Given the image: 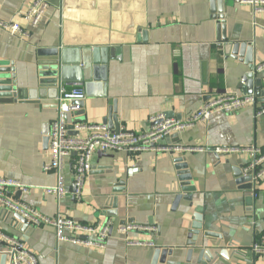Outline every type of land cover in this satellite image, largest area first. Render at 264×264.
Returning a JSON list of instances; mask_svg holds the SVG:
<instances>
[{
  "label": "crops",
  "instance_id": "0c3cea01",
  "mask_svg": "<svg viewBox=\"0 0 264 264\" xmlns=\"http://www.w3.org/2000/svg\"><path fill=\"white\" fill-rule=\"evenodd\" d=\"M31 1L0 0V19L17 20L29 31L25 36L0 27V69L14 67L18 90L17 99L0 102V178L29 186L11 188L10 194L48 216L61 213L83 224L110 220L113 228L105 248L81 245L59 241L53 227L34 226L0 208L2 231L24 240L39 264H264V255L252 252L255 241L264 238V178L244 189L233 173L234 166L250 161L244 149H264V117L255 113L264 96L256 105L234 113L216 111L207 121L165 137L162 150L135 155L97 151L82 197L70 192L59 199L44 189L57 183L56 173L45 165L59 86L86 88L42 73L43 64L54 59L48 55L52 49L110 48L107 83L95 84L94 95L69 114V123L81 120L110 128L105 119L116 102L122 130L147 132L154 116L184 119L215 95L244 94L240 85L250 69L232 54L231 44L252 43L255 65L264 62V11L255 13L250 4L226 0L228 40L221 42L208 0H49L43 21L34 28L17 15ZM257 75L264 81V72ZM228 148L239 150L216 151ZM185 155L197 188L192 200L184 198L175 162ZM67 168L72 190L70 160ZM195 214L203 222L199 243L205 239L212 254L206 262L199 258L200 248L188 256ZM124 224L156 230L119 231ZM204 231L214 236L205 238ZM5 248L0 238V255ZM157 248L173 253L155 259Z\"/></svg>",
  "mask_w": 264,
  "mask_h": 264
},
{
  "label": "built area",
  "instance_id": "2783aa9c",
  "mask_svg": "<svg viewBox=\"0 0 264 264\" xmlns=\"http://www.w3.org/2000/svg\"><path fill=\"white\" fill-rule=\"evenodd\" d=\"M250 4L255 13L264 11V0H240ZM49 0H32L22 7L17 15L27 22L28 27H37L45 16L49 7ZM0 27L13 34L28 36V29L17 20L5 21L0 19ZM256 72H264V62L256 65ZM87 93L84 88H69L64 84L59 86L57 105L58 116L52 121L49 131L50 161L45 170L53 171L57 175V183L45 187L47 193L55 194L59 199L68 193L81 198L85 183L93 168V157L97 151L123 152L128 155L141 154L145 151L162 150L160 141L165 137L194 127L199 122L207 121L216 111L234 113L248 105H256L254 94L223 93L208 99L205 104L187 118L167 117L160 114L151 118L152 127L147 132L136 133L122 130L113 132L106 124H92L75 122L69 123V114L81 110L80 101H85ZM258 116L264 117V105L256 108ZM73 131H85L86 135L72 134ZM189 151L199 150L187 148ZM239 149H217L216 151L230 153ZM251 155L245 165L244 172L253 171V181L257 186L264 178V149L251 146L246 149ZM70 160V171L73 173L75 192L67 186V161ZM11 188L28 190L30 187L20 182L0 178V208L17 213L34 226H51L55 229L59 241L74 242L81 245L106 247L107 238L113 228L110 220L99 221L95 224L79 223L71 217L59 213L51 217L39 209L28 205L10 194ZM140 228L155 231L156 227L147 225L124 224L118 226L119 231ZM90 235L93 238H87ZM0 238L6 242L5 252L10 264H39L37 254L19 237L10 235L0 228ZM254 255H264V238L255 241L252 246Z\"/></svg>",
  "mask_w": 264,
  "mask_h": 264
},
{
  "label": "water",
  "instance_id": "95a60500",
  "mask_svg": "<svg viewBox=\"0 0 264 264\" xmlns=\"http://www.w3.org/2000/svg\"><path fill=\"white\" fill-rule=\"evenodd\" d=\"M225 1L226 0H208L210 12L213 18L217 21L218 40L227 41L226 31V13H225ZM146 35V31L144 32ZM231 52L233 55H237L242 59L249 67V71L243 76L240 89L244 94H254L257 98L264 96V81L262 77H259L256 72L255 65V49L254 45L250 42H235L231 44ZM72 53L76 56L72 57ZM77 53V54H76ZM52 60L44 63L42 66L43 75L61 82L79 86L85 85L87 96H92L93 88L95 84H106L107 83V69L109 61L111 59L110 48L108 47H87L83 49H52L51 53ZM73 73H76L78 77L71 78ZM5 74H9L5 76ZM83 75V76H82ZM18 98V90L16 88V76L14 67H5L0 69V102L3 101H14ZM81 106L84 105V101H80ZM81 122V120L79 121ZM105 122L109 123L110 129L113 132L121 131V125L119 123L117 115L116 102L110 109V113ZM73 131L72 134H76ZM215 152V149H210ZM176 167L179 170V178L181 181L182 193L185 192L184 196L187 200H192L193 193L197 190L195 185H192V174L189 170V163L187 156H179L175 159ZM233 173L236 178V183L244 189H252L255 187L253 181V171L244 172V166L238 165L233 167ZM73 192H75L74 185L72 186ZM190 192V193H189ZM189 193V194H187ZM183 198V195H178L174 206ZM18 218L23 216L16 213ZM195 220L192 223V227L189 229L188 241L186 243L189 246L188 256H190L194 249L200 248L199 258L201 261L206 262L212 258L211 251L205 247V239L199 243V235L203 229L202 216L200 214L194 215ZM204 237L214 236L209 231H204ZM173 250L168 248L161 249L157 248L155 252V259H159L160 255L172 254ZM8 256L6 253L0 255V264H8Z\"/></svg>",
  "mask_w": 264,
  "mask_h": 264
}]
</instances>
